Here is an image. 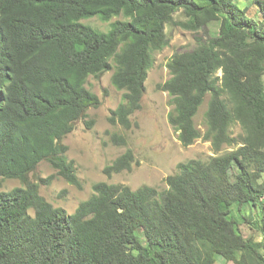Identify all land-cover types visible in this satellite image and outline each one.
I'll return each mask as SVG.
<instances>
[{"label":"trees","instance_id":"obj_1","mask_svg":"<svg viewBox=\"0 0 264 264\" xmlns=\"http://www.w3.org/2000/svg\"><path fill=\"white\" fill-rule=\"evenodd\" d=\"M253 3L264 21V0ZM179 12L185 21L175 22ZM96 17L123 20L107 32L82 23ZM215 21L219 35L175 54L159 86L182 146L203 140L215 156L180 164L163 191L98 183L73 214L50 204L30 175L46 162L82 188L63 140L100 104L88 79L114 72L125 93L109 122L131 130L153 54L170 45L167 26L200 33ZM207 96L202 133L195 117ZM111 141L127 145L119 134ZM135 161L128 150L104 172L131 171ZM0 179L23 184L0 193V264H216L217 255L264 264V23L237 0H0ZM248 206L259 215L246 239L234 213L251 225Z\"/></svg>","mask_w":264,"mask_h":264},{"label":"rangeland","instance_id":"obj_2","mask_svg":"<svg viewBox=\"0 0 264 264\" xmlns=\"http://www.w3.org/2000/svg\"><path fill=\"white\" fill-rule=\"evenodd\" d=\"M238 5L247 11L248 17L258 23H264L262 15L253 3V0H237ZM123 18H114L105 22L100 18L83 20L82 23L89 25L101 32H107L111 25ZM175 22L185 21L182 12L174 15ZM221 22L215 21L209 24L206 30L194 33L175 25H168L166 29L170 45L161 52L153 54L154 66L149 71L146 82V91L142 99V108L132 117L135 125L131 130H125L121 126H114L109 122L113 110L123 102L124 91H118L112 84L113 71L100 76H91L88 79L87 88L100 99L97 108L88 110L86 117L75 124V130L64 138L63 144L68 146L67 158L75 164L76 172L82 184L79 189L62 177L56 175V171L50 164L43 162L37 170L30 175V181L40 184V194L55 208H62L68 214H73L79 205L89 200L94 195V186L98 183L128 186L132 190H138L148 186L158 191L166 190V178L178 173V166L191 160L208 161L215 156L211 144L203 140L196 141L190 147H183L179 141V133L169 123V114L174 107L171 97L167 92L159 89L170 78L167 68L168 62L177 53L190 52L197 46V38L218 36ZM221 75V74H220ZM210 97L207 96L205 103L195 117L196 127L204 133L206 129L205 114L208 109ZM94 121V125L87 126L88 122ZM137 124V125H136ZM119 134L127 141L126 146L114 145L111 136ZM242 134L239 126L232 129L233 137ZM131 150L136 158L131 171H124L108 177L104 170L126 151ZM226 148L221 153L231 151ZM235 164L231 170L233 178L239 172ZM55 176L50 183H41ZM23 187L19 180L0 179V193L10 192ZM246 214L253 216L252 224L247 225L235 211L234 215L239 221V227L246 239L256 235L252 225L258 219V210L247 207ZM33 214V211H31ZM143 243V234H139ZM261 240L257 236V242ZM216 264H239L234 258L227 262L222 256L217 255Z\"/></svg>","mask_w":264,"mask_h":264}]
</instances>
